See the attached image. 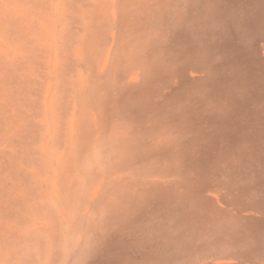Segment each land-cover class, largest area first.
<instances>
[{"label":"bare ground","instance_id":"1","mask_svg":"<svg viewBox=\"0 0 264 264\" xmlns=\"http://www.w3.org/2000/svg\"><path fill=\"white\" fill-rule=\"evenodd\" d=\"M71 80L72 90L65 84ZM44 90L53 101L76 92L78 154L89 137L94 161L82 168L93 166L92 186L76 187L83 201L73 202L79 206L68 211L73 216L64 229L57 225L59 235L44 237L51 241L46 252L34 237L43 224H23L20 214L30 191L6 190L11 198L2 186L0 264H264V0H0L6 150L23 153L19 146L28 149L39 143V132L55 130L54 118L38 130L36 120L48 108L33 98ZM64 101L62 112L74 105ZM16 118L19 125L29 121L12 134L7 123ZM48 138L52 148L66 141L63 134ZM3 151L0 175L16 166ZM47 153L43 161L57 164L59 151ZM79 178L76 185H88Z\"/></svg>","mask_w":264,"mask_h":264},{"label":"rangeland","instance_id":"2","mask_svg":"<svg viewBox=\"0 0 264 264\" xmlns=\"http://www.w3.org/2000/svg\"><path fill=\"white\" fill-rule=\"evenodd\" d=\"M77 36V35H76ZM76 36H75V39H77L76 38ZM78 37V36H77ZM74 38V37H73ZM74 40V39H73ZM73 42H75V40L73 41ZM73 44V43H72ZM71 52H72V50H71ZM72 54V53H71ZM73 55H75L74 53H73ZM77 71H75V73H73V74H71L70 76H73V75H75L74 77H70L71 79H73V80H77L78 79V77H76L77 75H79V69H76ZM74 71V70H73ZM70 73H72V72H70ZM69 73V74H70ZM85 74H86V76H87V71L85 70ZM80 76V75H79ZM82 76V75H81ZM85 76V75H84ZM70 78H69V80L68 81H70ZM74 78H76V79H74ZM73 80H71L72 82H68V83H70V85H68V83L66 82L65 84H67V87L69 88V89H71L72 87V84H73V82L75 83V81H73ZM72 83V84H71ZM77 83V82H76ZM66 87V86H65ZM75 87V86H74ZM73 87V88H74ZM72 88V89H73ZM71 89V90H72ZM76 90V89H75ZM45 91V90H44ZM43 93V92H42ZM42 93H39L38 95H40V96H34V98H33V100H36V101H39V104H40V107L41 108H44V109H46L47 110V108H48V110L45 112V113H42V116H41V119H40V115L38 114V115H36L34 118L35 119H40V120H36V121H38L37 123L39 124L38 126H39V128L40 129H38L39 131L41 130L42 131V129H44V128H46L44 125H51L50 124V120L51 119H53V123L55 124V130H53V131H50L51 133H52V135H54V136H51V133L50 132H48V134L47 133H45V131H43V132H39V134L40 133H42V134H44L43 135V137H39V134H38V138L39 139H41V142H40V140L38 139V141H39V143L37 142H35V144L36 145H38V147L36 146V145H33L34 144V142L32 143V146H30V147H28V149H27V147L25 146V145H23L22 144V146H19L20 148L19 149H24L22 152L24 153L25 152V154H23V153H20V152H18L15 148H13V147H11L12 149H11V152H10V146H9V149H7L6 150V147L8 148V145L5 143V145H3L4 144V142H2L3 144V146L1 145V143H0V151L2 150L3 151V148L7 151H5L6 153H10V155H12L13 157H9V159H14V160H12L13 161V163L14 164H12L13 166L14 165H16V166H14V167H12L11 169L13 170H10L9 168L7 169L8 171H7V173H6V171H3L4 173H2L1 175H0V177H1V179H0V183H1V189L5 186V188H3L2 190H4L3 191V193L5 192V194H7L9 191V193L11 194V193H13L12 191L14 190V193L16 192V191H19L20 189H24L25 191H23L25 194H26V192L27 191H30L29 193H28V195H26L24 198H25V200H26V203L23 201L22 203L23 204H25V206L22 204V208L23 209H25V212H27V214L25 213V212H20V214L21 213H23L21 216H22V219L23 218H26L25 220H24V223L23 224H25V222L27 221V220H33V221H36V220H39L40 221V223H42L43 224V226H44V230L43 229H41V233L40 232H36V231H38V230H36V231H34V232H31V235H33L34 236V234H35V232H36V234H35V236L34 237H36V238H40L41 240V244H42V247H43V249L45 250V252H46V249L48 248V245H50L51 244V241H49V240H45L44 239V237L46 236V237H48V238H46V239H51L52 240V238H49L50 236H52V237H55V234H56V236L57 235H59L60 234V231L62 230V229H64V224L66 223L65 221H68L70 218H72V216H73V213H72V215H70V213L71 212H73V210H75L76 209V207H78L79 205H80V203L83 201V198H81L80 196H82V195H80L81 193H79L78 192V190L80 189V192H81V189L83 188V190L85 191V189H86V187H90L91 188V186H92V178H91V175H92V171H93V166H89L88 164H90L91 163V165H93L92 163H93V161H94V156H92L93 154V150H91L92 148H90L91 146H90V143L88 142L89 140H87L89 137H88V135H87V137L88 138H86V145H85V151L86 152H84L83 153V155H82V157H81V154H80V157L79 156H77V158H76V155H79L78 154V152H79V150L78 149H80V140H78L79 139V137L78 136H76L77 135V129H79V125H78V116H77V108H78V99H77V95H76V92L75 93H73L71 96H70V94L72 93V92H66L65 93V95L63 94H59L58 96H56L54 99L55 100H57V102L56 103H54V101H53V99H48V93H47V91H45V94L47 95V96H45V94H42ZM70 93V94H69ZM60 99H59V98ZM66 97H68V98H66ZM69 97H71V98H69ZM75 97V98H74ZM36 98H39V99H36ZM57 98V99H56ZM42 100V102H40L41 100ZM59 99V100H58ZM67 100V101H69L70 103H74V105H73V103L71 104V106L72 107H74V108H72V107H69V108H71L72 110H74V111H72L71 109H69L68 108V110L69 111H64V112H66V113H64V112H62L61 110H60V108H61V105H59L60 103H62L63 104V101L64 100ZM69 99V100H68ZM73 99H74V101H73ZM45 100V101H44ZM51 100V101H50ZM65 100V101H66ZM49 101V102H48ZM53 101V103H50V102H52ZM59 101V102H58ZM64 101V102H65ZM43 102H45V104L43 103ZM49 103L50 104H52V106L51 105H49ZM42 104V105H41ZM55 105H57L56 107H55ZM54 106V107H53ZM51 108H54V109H51ZM57 108H59V110L57 109ZM54 110H56V111H58V112H60V113H57L56 111H54ZM50 111H53V114L54 113H56V114H58V115H56V117H55V114H54V117H53V115H51V113L52 112H50ZM73 112L72 114L73 115H71L70 113L71 112ZM61 112H62V114H61ZM64 113V114H63ZM46 114V115H45ZM43 115H45V117L43 116ZM62 116L61 117V119H59L60 118V116ZM65 115V116H64ZM52 116V117H51ZM67 116H71L70 118H72V120L70 121V118L69 117H67ZM42 117H43V119H42ZM59 117V118H58ZM67 119H66V118ZM56 118H58V120L56 119ZM65 118V119H64ZM17 119V120H16ZM15 119V121L13 122V121H10V123L12 124V123H14V124H16L15 126H14V128H13V125L14 124H10L9 123V121H8V123H7V131L8 132H10L11 133V129H12V134H13V131L15 130V128H17V124L19 125L20 124V122H19V118H16ZM31 119H32V117H31ZM48 120V122H47V120ZM62 119H64L63 121H62ZM88 119H89V117H88ZM26 120V119H25ZM25 120H23L22 119V121H21V119H20V121L21 122H23V123H21V125H19L18 127H21V128H23V127H25V128H27V125H28V121H29V119H27L26 121ZM61 120V121H60ZM65 120H67V121H65ZM69 120V121H68ZM58 121V122H57ZM86 121H88L87 120V118H86ZM86 121H85V123H86ZM47 122V123H46ZM60 122H62V123H60ZM68 122H70V123H68ZM89 122V121H88ZM86 123V125L87 126H89V123ZM24 123H26V124H24ZM65 123V124H64ZM23 124V125H22ZM43 125V126H40V125ZM61 124H63V125H61ZM8 125H11V127H9ZM26 125V126H25ZM60 127H62V126H64V125H66V127L64 128V127H62V128H60ZM23 126V127H22ZM71 126V127H70ZM43 127V128H42ZM10 128V129H9ZM63 128H64V130H63ZM68 128V129H67ZM14 129V130H13ZM59 130V131H58ZM61 130H63V132L61 131ZM55 131V132H54ZM57 131V132H56ZM55 134H54V133ZM59 132H62V133H59ZM68 132V133H67ZM71 132V133H70ZM50 133V134H49ZM57 133V134H56ZM66 133H67V135H66ZM11 134V135H12ZM42 134H40L41 136H42ZM59 134V136H61V134H63V136H64V138H66V139H64V140H66L65 142L63 141V139H62V141L60 140L61 139V137H60V139H59V141H61V143H63L62 144V146L63 147H61V146H59L61 143H59V141L57 140L58 139V137L59 136H57ZM65 134V135H64ZM10 134H9V136H11ZM50 135V136H49ZM68 136V137H67ZM48 137H50V139L51 140H53V139H55L56 141H58V147L57 146H55V147H53L52 148V146H48V145H46L45 144V142H49V138ZM54 137V138H53ZM56 137H57V139H56ZM75 137V138H74ZM76 137H78V139L76 138ZM69 139H70V141H69ZM37 141V140H36ZM72 142V143H71ZM74 142V143H73ZM79 143V146H78V143ZM40 143H41V145H40ZM70 143V144H69ZM66 145V146H65ZM5 146V147H4ZM40 146V147H39ZM41 146H42V148H41ZM65 146V147H64ZM22 147V148H21ZM24 147H26V148H24ZM36 148V150L35 149H33V148ZM60 147V148H59ZM69 147V148H68ZM87 147V148H86ZM37 148L39 149V152H38V150H37ZM52 148V149H51ZM58 150H57V149ZM66 148V149H65ZM89 148V149H88ZM13 149H14V151H13ZM25 149H27V150H25ZM32 151H31V150ZM42 149V150H41ZM77 149V150H76ZM17 152H16V151ZM34 150L38 153V155H37V153L35 152V153H33L34 152ZM41 150V151H40ZM48 150L50 151V152H48ZM53 150V151H52ZM55 150V151H54ZM57 150V151H56ZM68 150V151H67ZM72 150V151H71ZM74 150H76V151H74ZM90 150V151H89ZM3 151V152H4ZM27 151H29V152H27ZM44 151H46V152H44ZM59 151V153H57ZM89 151V152H88ZM48 152V153H47ZM87 152L88 153H90V154H87ZM20 153V155H21V157L19 156H17L18 154ZM42 153H44V154H42ZM47 153V156H52L53 155V153H57L56 154V156L58 155V154H61V155H59V158H57V157H54L55 159H57V164H55V162H54V159H53V161L52 162H48V160L46 159V160H44L43 161V155H45ZM50 153H52V154H50ZM67 153V154H66ZM70 153L71 154H74V155H71L70 156ZM77 153V154H76ZM87 154V156L86 157H84V154ZM27 154H29V155H27ZM31 154V155H30ZM35 154H36V157H38V160H35ZM41 154V155H40ZM50 154V155H49ZM69 154V155H68ZM76 154V155H75ZM85 154V155H86ZM22 155H25V156H22ZM34 155V157H32ZM65 155H66V157H65ZM16 156V157H15ZM75 156V157H74ZM18 157V158H17ZM27 157H30L29 159L27 158ZM41 157H42V159H41ZM46 157V156H45ZM73 157V158H72ZM85 158V160H83L82 159V161L83 162H81V161H79V160H81L80 158ZM90 157H92L93 158V160H92V162H90L91 160H90ZM19 158H22L23 159V162L21 161L22 159H19ZM25 158V159H24ZM32 158V159H31ZM47 158V157H46ZM65 158H66V160H68V163L70 162V164L68 165L67 163H65V162H67L66 160H65ZM70 158H71V160H70ZM75 158V159H74ZM87 158H89V159H87ZM28 159V160H27ZM36 161V162H38V163H36L34 160ZM49 159V161H50V159H51V157H49L48 158ZM30 160V161H29ZM35 163V164H31V162L32 161ZM61 160V161H60ZM74 160V161H73ZM76 160V161H75ZM89 161V162H87V161ZM30 162V163H27V164H25L26 162ZM45 161H47V163L48 164H46V162ZM64 161V162H63ZM78 161H79V163H78ZM23 164H22V163ZM45 162V163H44ZM62 162H63V164L65 165V167H64V165L62 166ZM16 163V164H15ZM18 163V164H17ZM20 163V164H19ZM41 163V164H40ZM43 163V164H42ZM49 163H52V164H49ZM82 164V166H81V164ZM85 163H88L87 165L89 166V167H86V169L88 168L90 171H88V170H86L85 168H82V167H84L83 166V164L85 165ZM29 164V165H28ZM38 164V165H37ZM40 164V165H39ZM78 164V165H77ZM22 165V166H21ZM27 165V166H26ZM32 165V166H31ZM54 166L53 168H52V166ZM56 165V166H55ZM68 165V166H67ZM31 166V167H30ZM35 166V167H34ZM37 166V167H36ZM73 166V167H72ZM78 166H81V167H78ZM16 167V168H15ZM17 167H19V168H17ZM26 167H29V168H26ZM61 167V168H60ZM67 167L68 168H70V170L68 171V169H67ZM92 168V170H91V168ZM39 168H41V169H39ZM42 168H43V170H42ZM47 168V169H46ZM50 168H51V170H50ZM63 168V169H62ZM71 168H73L72 170H71ZM75 168V169H74ZM82 168V169H81ZM19 169V170H18ZM29 169V170H28ZM77 169H78V173H76L77 172ZM80 169V170H79ZM17 170V172H18V174H20L21 173V175H20V177H19V175H17L19 178H17V176H15V174H14V172ZM27 170V171H26ZM36 170V171H35ZM40 170V171H39ZM46 170H47V172H46ZM54 172H53V171ZM61 170V171H60ZM63 170V171H62ZM64 170H66V171H64ZM74 170H76V171H74ZM87 172H86V171ZM53 173H52V172ZM81 171H85L84 173L86 174V173H88V175H85V177H83L82 175H84ZM12 172V173H11ZM20 172V173H19ZM24 174H23V173ZM26 172L28 173V174H26ZM33 172V173H32ZM41 172H42V174H41ZM43 172H45L44 174H43ZM50 172H51V174H52V176L51 177H49L48 178V175L50 174ZM11 173V177H10V174ZM36 173V174H35ZM46 173H48V174H46ZM62 173V174H61ZM66 174V176H65V174ZM76 173V175H74V174ZM91 173V175H89ZM5 174V175H4ZM23 174V175H22ZM34 174V176L35 177H33L32 175ZM54 174V175H53ZM64 174V175H63ZM3 175V176H2ZM46 175V176H45ZM63 175V176H62ZM70 175H72V176H70ZM74 175V176H73ZM5 176V177H4ZM14 176V177H13ZM21 176H24V177H21ZM29 176V177H28ZM76 176V177H75ZM81 176V177H80ZM8 177H9V179H8ZM27 178V183H29L30 185H31V187H30V185L29 184H27V183H25L26 181H24V179L23 178ZM31 177H33V178H38L37 180H39L40 182H37V180L36 179H34L37 183H35V181L33 180V178H31ZM61 177H62V179H61ZM65 177L67 178V179H65ZM70 177V178H69ZM79 179H81L79 182H81L82 180L83 181H85L86 182V184H88V185H85V183L84 182H81V183H83V185L81 184V186L80 185H76V183L78 184V178ZM6 178L8 179L7 181H6ZM25 178V179H26ZM28 178H30V179H28ZM50 179V180H48V179ZM72 178L74 179V180H72ZM75 178L77 179V180H75ZM89 178V179H88ZM3 179V180H2ZM11 179H12V182H11ZM61 179V180H60ZM64 179V180H63ZM69 179L71 180V182L69 181ZM3 182H2V181ZM14 180H16V181H14ZM21 180H23V182H21ZM29 180V181H28ZM31 180V181H30ZM33 180V181H32ZM48 180V181H47ZM51 180H54V181H51ZM67 180V181H66ZM4 181H6V182H4ZM14 181V182H13ZM18 181H19V186H18V184H16V183H18ZM68 181H69V183H68ZM74 181H77V182H75L74 183ZM91 181V182H90ZM11 184H10V183ZM16 182V183H15ZM61 182V183H60ZM89 182V183H88ZM3 183H5V184H3ZM9 183V184H8ZM23 183L25 184V186L23 185ZM32 183V184H31ZM35 183V184H34ZM60 183V184H59ZM65 183V186L63 185ZM91 183V184H90ZM6 184H7V186H6ZM26 184L30 187H28V186H26ZM34 184V185H33ZM53 184V185H52ZM66 184H68V187H66L67 185ZM71 184V185H70ZM76 186H75V185ZM89 184H90V186H89ZM11 185V186H10ZM12 185H17L18 186V188H17V186L15 187V186H12ZM22 185V186H21ZM39 187H37V186ZM3 186V187H2ZM21 186V187H20ZM14 187H15V189H14ZM19 187H20V189H19ZM32 187H35V188H32ZM46 187V188H45ZM75 189H74V188ZM76 187H81V188H79V189H77V191H76ZM7 188V189H6ZM27 188V189H26ZM37 188L38 189H40V190H37ZM42 188V189H41ZM43 188H45L46 190H44ZM90 188H88V189H86V190H89ZM11 189V190H10ZM32 189H34L33 190V193L34 192H36L35 194H36V197L39 199V200H41L42 202H39V200L36 198V197H34L35 196V194H33L32 193V191L31 190ZM61 189H63V190H61ZM6 190H9V191H6ZM49 192H48V191ZM38 191H40V193L39 194H41V195H37V193H38ZM47 191V192H46ZM7 192V193H6ZM65 192V193H64ZM69 192V193H68ZM70 192H72L73 194H71ZM48 193V194H47ZM77 193V194H76ZM10 194H7V195H9L8 197H11V198H13L12 196H10ZM32 194H33V196H32ZM11 195H14V194H11ZM50 195V196H49ZM64 195V197H62ZM74 195V196H73ZM32 196V198H34V199H31L30 197ZM48 196V197H47ZM55 196H57V197H55ZM69 196V197H68ZM76 196V197H75ZM82 199H80L79 197ZM55 197V198H54ZM31 200H30V199ZM35 198H36V200L41 204V205H37V204H39L36 200H35ZM49 198V199H48ZM52 198H54V200H52V202L50 201ZM57 198H58V200L59 201H57ZM72 198V199H71ZM28 199V200H27ZM48 199V200H47ZM78 199H80L81 200V202L78 200ZM32 200H34V201H32ZM65 200V201H64ZM67 200V201H66ZM69 200L71 201L70 203H69ZM75 200H77L76 202H75ZM28 201V202H27ZM29 201H30V205H29ZM44 201V202H43ZM48 201V202H47ZM62 201V202H61ZM11 202V201H10ZM10 202H7L6 204L8 205ZM31 202H34V203H32L31 204ZM36 202H37V204H36ZM59 202V203H58ZM73 202H75L76 204H79V205H77V206H75L76 204L74 203L73 204ZM78 202V203H77ZM42 203H45L44 205L42 204ZM52 203H53V206H52ZM60 203H62L61 205L63 206H60ZM67 204V205H65V204ZM27 204V205H26ZM54 204H55V207H54ZM43 205V207H41ZM47 205V206H46ZM49 205H50V207H49ZM74 205V206H73ZM28 206V207H27ZM30 206V207H29ZM36 206V207H35ZM47 207V209H45L46 207ZM27 207V208H26ZM38 207H40V208H38ZM58 207H60V208H58ZM61 207L63 208V209H61ZM67 207V208H66ZM30 208V209H29ZM36 208V209H35ZM44 208V209H43ZM49 208V209H48ZM54 208V209H53ZM55 208H57L58 209V211L55 209ZM71 208V209H70ZM34 210L35 212L37 211V212H40V213H38V215L37 214H33L34 212H33V210H32V212L30 213L31 214V219L28 217L29 216V210ZM39 210H41V211H39ZM44 210H46V211H44ZM47 210H49L48 212H47ZM52 210V211H51ZM61 210V211H60ZM68 211L70 212V213H68ZM36 212V213H37ZM45 213L46 212V214H43V213ZM66 213V214H65ZM24 214H26V215H24ZM49 214H51L53 217L51 218L50 216H49ZM58 215V214H60L59 215V217L60 218H64V219H62V220H59V222H58V219H60L58 216H54V215ZM69 214V216H71V217H69V216H67ZM24 215V216H23ZM32 215H34V216H32ZM35 215L37 216L36 218H35ZM44 215V216H43ZM26 216V217H25ZM41 216L42 217H45L44 219H41ZM46 216H47V218L48 219H46ZM49 216V217H48ZM40 217V218H39ZM37 218H39V219H37ZM46 219V222L44 221ZM53 220H55V221H53ZM57 220V221H56ZM42 221H44V222H42ZM50 223L49 224V226H47L48 225V222ZM54 222H55V226L56 227H53V225H54ZM59 223V224H58ZM50 225H52L51 226V229H53V230H49V227H50ZM60 225V227L62 228H60V227H58V226ZM25 226H23V227H21V229H20V232H22V233H24L25 234V231L23 230L22 231V228H24ZM20 228V227H19ZM45 229H47V230H45ZM54 229H56V230H54ZM19 230V229H18ZM31 230H32V227H31ZM47 231L48 232H50V233H47ZM51 231H53V232H51ZM63 231V230H62ZM56 232V233H55ZM27 233V232H26ZM34 233V234H33ZM44 233V234H43ZM55 233V234H54ZM41 234H42V236H41ZM48 234V235H47ZM51 234V235H50ZM61 234H62V232H61ZM39 236V237H38ZM42 241H43V243H42ZM49 242L48 243V245H47V243L46 242ZM45 242V243H44ZM47 246H46V245Z\"/></svg>","mask_w":264,"mask_h":264}]
</instances>
